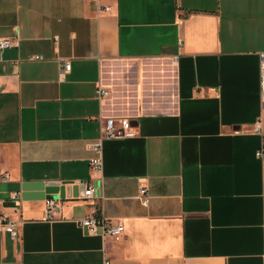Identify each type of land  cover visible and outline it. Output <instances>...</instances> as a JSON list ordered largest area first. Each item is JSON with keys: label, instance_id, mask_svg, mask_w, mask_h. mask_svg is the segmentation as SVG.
<instances>
[{"label": "crops", "instance_id": "obj_1", "mask_svg": "<svg viewBox=\"0 0 264 264\" xmlns=\"http://www.w3.org/2000/svg\"><path fill=\"white\" fill-rule=\"evenodd\" d=\"M100 4L0 0V39L18 41L0 51V264H263L264 0ZM105 117L136 136L103 141L93 174ZM33 182L65 184L59 209L22 199ZM98 215L118 241L78 227Z\"/></svg>", "mask_w": 264, "mask_h": 264}, {"label": "built area", "instance_id": "obj_2", "mask_svg": "<svg viewBox=\"0 0 264 264\" xmlns=\"http://www.w3.org/2000/svg\"><path fill=\"white\" fill-rule=\"evenodd\" d=\"M98 11H110V7L107 5L100 4V0H95ZM17 39L13 38H3L0 39V51L4 48L10 46H17ZM259 57V93L262 105L264 106V51L258 53ZM33 59L40 60L41 56L35 55ZM71 64L68 60L63 63V70L68 71ZM97 98L102 100L108 95V90L103 86L101 81L97 83ZM255 130L261 134L262 146L256 152V158L264 163V131L262 130L260 121L256 122ZM136 136V132L132 127V123L129 118H114L105 117L99 119V133L96 140L87 144L88 150L94 152L95 156L90 159L89 167L93 174H100L102 172V143L107 140H121V139H131ZM85 188L83 197L85 199H90L94 195V188L91 183H83ZM14 198H18V193L13 194ZM138 201L143 207L148 205V196L146 193V188L142 187L137 196ZM48 205V213L52 214L55 210L59 209L53 201H46ZM2 222L4 223V231L9 234L12 240L17 239L19 236L17 223L8 220L7 217H2ZM78 227L86 230L87 234L90 236H100L103 239L111 238L114 241H118L123 234L124 227L120 222H111L105 219L102 215L90 216L78 221ZM103 264H109L108 260H105ZM264 264V257H263Z\"/></svg>", "mask_w": 264, "mask_h": 264}, {"label": "water", "instance_id": "obj_3", "mask_svg": "<svg viewBox=\"0 0 264 264\" xmlns=\"http://www.w3.org/2000/svg\"><path fill=\"white\" fill-rule=\"evenodd\" d=\"M65 184L56 185L52 183L33 182L22 185L23 200H45L53 201L54 199L63 200L65 197ZM32 192V193H30Z\"/></svg>", "mask_w": 264, "mask_h": 264}]
</instances>
